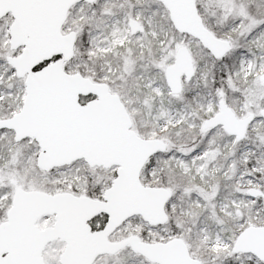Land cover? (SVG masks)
<instances>
[{
  "label": "snow or ice",
  "instance_id": "6c2138e0",
  "mask_svg": "<svg viewBox=\"0 0 264 264\" xmlns=\"http://www.w3.org/2000/svg\"><path fill=\"white\" fill-rule=\"evenodd\" d=\"M0 264H264V0H0Z\"/></svg>",
  "mask_w": 264,
  "mask_h": 264
}]
</instances>
